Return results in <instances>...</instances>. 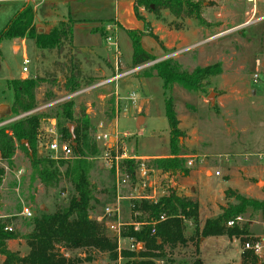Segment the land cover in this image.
<instances>
[{
  "label": "rangeland",
  "instance_id": "obj_1",
  "mask_svg": "<svg viewBox=\"0 0 264 264\" xmlns=\"http://www.w3.org/2000/svg\"><path fill=\"white\" fill-rule=\"evenodd\" d=\"M134 1L41 2L36 10L34 26L38 33H48L57 26L58 21L71 19L75 44L71 54L75 60L83 58L97 61L95 54H102L103 59L108 58L111 64L114 47L103 41L104 36L100 30L107 26H116L112 43L121 55L118 57V74L134 69L130 65L132 47L127 31L142 33L141 45L145 51L155 56V61L141 65L144 66L141 70L108 83L105 87L96 86L99 83L96 81L100 78H81L82 84L77 92H84L69 99V102L73 103V117L79 118V110L84 108L95 130L87 136L90 144L97 150V155L88 159L92 162L89 219L102 225L108 236L113 234V231L108 229L110 225H114L120 232L129 226H133L135 230L140 227L136 220L140 215L133 212L131 201L136 195L137 187L131 182L121 188L120 196L124 199L117 201V178L112 173L113 170L105 164L103 144L95 141L97 135L111 136L114 129V144L124 150L128 160H143L149 163L151 180L155 184V193L150 195L155 201L172 191L178 196L198 202L197 224L187 221L184 231L185 236L194 235L207 219L221 214L220 208L236 204L233 198H225L226 190H234L246 199L264 201V77L257 83L252 82V75L256 72L263 73L264 70V21L243 26L248 16L247 5L241 0L203 4L199 20L176 19L167 10H161L155 15L140 7L139 20L133 11ZM19 9V1L0 0V32ZM262 14L260 12L256 18ZM115 18L118 26L112 23ZM95 28L97 35L91 32ZM150 33L155 35L159 42H155ZM90 44L97 45V48H88ZM25 60H28V64L24 66ZM165 60H171L180 71L187 73L207 67L220 70L218 75L203 81L198 91L188 92L173 84L168 93L179 120L178 128L182 133L174 143L177 149L175 157L181 160L182 170L187 171L186 175L184 171H158L151 165L154 159L171 156L163 82L156 76L152 67L155 63ZM54 62L64 63L55 50H37L33 40L0 41L2 79L6 76L17 79L21 75L25 78L47 77L54 74ZM23 67L27 68L26 73H22ZM54 75L58 82H61L63 75ZM93 86L95 87L91 89ZM46 91L53 94L52 100H44ZM107 92L113 96L101 99ZM131 93H134L135 101L130 99ZM210 93L215 94L214 106H210L207 101ZM68 95L61 87L51 88L48 84L41 86L38 91V107L35 113L49 116L41 120L36 142L37 155L41 158L46 156L43 144L50 139V135H45V130L54 127L57 131V122L61 119L55 115L63 102L43 109L41 107ZM8 99L6 94L4 101ZM142 100H148L147 112L139 108ZM12 118L8 110L4 121L1 122ZM70 125L74 127L76 123ZM11 163L8 165L1 161L0 157V168L4 170L3 176L0 177V219L7 222L17 234L16 239L7 242V248L24 257L29 252L25 239L33 229L34 218L42 213L53 214L74 195V191L61 176L50 185L41 183L33 174L29 159L21 149L16 150ZM20 170H23L22 174H19ZM58 170L63 172L64 169L59 167ZM215 173L219 175L216 176ZM40 207H43V210H40ZM107 207L119 209L116 217L105 216L104 210ZM24 209L32 212L31 219H24L20 215ZM228 223H231V226H228ZM263 225L264 213L251 209L229 220L225 223L226 228L246 227L247 237L241 239L245 242L241 243L235 238L230 240L226 236L207 237L199 248L202 264H240L244 245L255 241L260 243L261 252L254 256L257 258V264H261L264 262ZM127 241L130 245L134 243L132 240H119V251L128 250ZM141 248L139 244L138 249ZM59 251L65 258L90 257L91 261H86L85 264L108 263L105 254L94 250ZM193 254L194 249L191 246L177 248L172 253V260L174 264H192ZM3 260L0 256V264H3ZM125 262L123 259L120 264ZM156 264L166 263L158 260Z\"/></svg>",
  "mask_w": 264,
  "mask_h": 264
},
{
  "label": "trees",
  "instance_id": "obj_2",
  "mask_svg": "<svg viewBox=\"0 0 264 264\" xmlns=\"http://www.w3.org/2000/svg\"><path fill=\"white\" fill-rule=\"evenodd\" d=\"M203 5L200 2L190 0H135L133 11L140 20L138 9L144 7L149 12L158 15L161 10H167L176 19H200V9ZM35 9L32 4H23L15 15L9 20L0 32L1 40H33L39 51L55 50L61 56L64 63L54 62L53 73H61V82L54 74L47 77H35L10 80L7 88L12 93V102L8 107L13 118L22 116L38 107L37 95L41 86L48 84L51 88L61 87L65 93L77 92L81 86V76L76 64L73 63L71 51L72 28L71 19L58 22L48 33H38L34 26ZM95 32L97 29L94 30ZM105 36L104 29L100 30ZM131 41L132 54L130 65L132 68L153 62L155 56L145 51L141 45V32L127 31ZM150 37L159 42L152 33ZM153 69L156 76L163 82V95L165 97V115L169 125V157L154 159L151 165L158 171L166 173L183 172L182 162L176 159L177 153L174 143L178 141L177 136L182 133L178 128L179 120L176 117L174 104L168 96L173 84H177L188 92L201 89L203 81L208 77L218 75L220 70L213 67L195 69L192 73L180 71L171 60L155 63ZM86 83V85H88ZM45 101L52 100L53 94L46 91ZM66 103V104H65ZM7 110V111H8ZM73 103L66 101L59 106L55 115L60 121L57 122V133L60 141L67 143L72 148L73 158L69 160H52L47 155L39 157L36 142L39 135L40 123L43 114H30L11 123L0 127V157L1 161L11 165L12 158L17 149H21L27 155L33 174L45 185H50L63 177L73 188L74 195L68 198L63 207L58 208L53 214L42 213L32 221L33 229L27 236L26 244L29 252L26 256L20 257L17 252L7 248V242L17 238L15 232L5 231L9 224L0 219V256L4 258L3 264H85L91 261L90 257L84 259L65 258L59 251L63 250H94L107 256V264H119L124 259V264H156L162 260L166 264H174L172 253L177 248L191 246L194 249V260L192 264H202L199 258V245L207 237L226 236L230 240L247 237L246 227L238 226L225 227L231 219L245 214L247 209L264 213V201L246 199L234 190H226L225 198H233L236 204L227 208H220L221 214L213 219H207L202 228L194 235L185 236L186 222L196 223L198 221V202L191 198L178 196L174 192H168L165 196L156 201L146 199H132V210L137 213L138 230L129 226L120 232L119 239L134 241L135 250H118V237L108 236L102 225L93 219H89V210L92 201V184L90 172L92 162L90 157L97 155L94 145H91L87 136L94 132L85 109L79 110V118L72 114ZM4 121V120H3ZM76 123L73 127L74 146L71 141V134L68 125ZM27 143L28 147L24 144ZM31 153V154H30ZM138 162L133 160H122L119 168L124 174L134 181V174L138 168ZM147 168L150 167L146 163ZM62 167L63 172L58 168ZM113 170V169H111ZM114 173V170L112 171ZM4 170L0 168V177ZM114 175V174H113ZM152 231L154 232L152 234ZM139 244L142 246L138 249ZM245 251V252H244ZM248 251V252H246ZM257 258L249 250H243L240 256V264H257ZM261 264H264L262 262Z\"/></svg>",
  "mask_w": 264,
  "mask_h": 264
},
{
  "label": "built area",
  "instance_id": "obj_3",
  "mask_svg": "<svg viewBox=\"0 0 264 264\" xmlns=\"http://www.w3.org/2000/svg\"><path fill=\"white\" fill-rule=\"evenodd\" d=\"M194 1L200 2L202 4H210L213 2L224 1V0H194ZM241 1H243L247 5L246 15L248 16V19L243 23V26L251 24V23H257L260 21H264V0H241ZM260 12H262L263 14L259 18H256V15L259 14ZM104 31L106 34L104 36V41L106 42L108 46L114 47V54L116 55L117 61H118L119 59L118 58L119 57L118 48L115 47L112 43V40H114L115 38L116 26L114 25L107 26L104 29ZM27 64H28V60H25L23 62V65L25 66ZM143 67L144 66H138L123 74H118V71H116L112 79L99 82L98 84H96V86H104V85H107L108 83L117 81L120 78L126 77L132 73H135L141 70ZM26 71H27V68L23 67L22 72H26ZM261 77H264V70H263V73H259V72L254 73L252 75V82L257 83ZM94 87L95 86L91 87V89ZM83 92L84 91H78V92L69 94L67 97L59 101H56L54 103L41 107V109L49 107L58 102L62 103L64 102L63 100H69L71 98H74L75 96H78V94L83 93ZM130 99L132 101H135L134 93H131ZM35 112H37V110L36 111L33 110L29 113L23 114L22 116L12 118L11 120H6L5 122L0 121V127L7 125L16 119L33 114ZM46 133L50 135V139L48 142L44 143L43 151L50 159L58 161V160H69L73 158L72 148L67 143L60 141V136L57 133V131L54 129V127L47 129ZM109 139H110V136L108 134H103V135H97L95 138V141L103 144L104 150H105L103 154L105 164L110 170L111 169L114 170L115 177L117 178V192H118L117 201L119 198H122L120 196V191H121L120 189L124 188L127 184L129 185L131 182H134L135 186L137 187L136 195L135 197H133V199H146V200L155 201L154 197L150 195V193H152V195H154L155 193V190H154L155 184L151 180V175H150L151 170L147 168L146 163L143 162V160H140V162H138L139 163L138 168L134 174V181H133L131 178H129L128 175L124 174L123 171L119 168V162L127 159L126 153L124 152V150L118 148L116 144L114 143L110 144ZM22 173H23V170H20L19 174H22ZM215 175L218 176L219 174L215 173ZM104 211H105L106 217H116V215L119 212V209H117L116 207H113V208L107 207L105 208ZM20 215L24 219H27V220L33 217L32 212H30L29 210H25V209L21 212ZM228 226H231V223H228ZM108 229L113 231L112 233L118 237V241H119L120 231L116 229L114 225H110ZM5 231L13 232V229L10 226H6ZM153 233L154 232L152 231V234ZM128 249L135 250V244H131ZM243 250H249L253 252L255 255H258L261 252V246L258 241H255L252 243L248 242L244 245ZM118 263L119 264L121 263V258H118Z\"/></svg>",
  "mask_w": 264,
  "mask_h": 264
},
{
  "label": "crops",
  "instance_id": "obj_4",
  "mask_svg": "<svg viewBox=\"0 0 264 264\" xmlns=\"http://www.w3.org/2000/svg\"><path fill=\"white\" fill-rule=\"evenodd\" d=\"M14 1H19L20 2V9L21 7L23 6V4H28L29 2L32 3V5L34 6V9H35V14H36V10L39 6V4L41 2H50V1H54V0H14ZM66 20V18H64V21ZM60 22V21H58ZM34 23H35V19H34ZM112 23L116 24L117 26L119 25L118 21L116 20V18L112 21ZM41 24V23H40ZM73 29V28H72ZM97 29V28H95ZM95 29H92V33L97 35V33L94 31ZM99 29V28H98ZM101 29H104V28H101ZM92 35V34H91ZM24 40V39H23ZM104 41V40H103ZM105 42V41H104ZM106 43V42H105ZM72 45L73 47L75 46L74 44V40H73V34H72ZM87 47V46H86ZM88 48H91V49H96L97 48V45H92L90 44L88 46ZM150 53V52H148ZM96 58H97V61H94V60H84L83 58L82 59H77L75 60V57L72 55V59H73V63L77 65L78 67V70L80 72V76L81 78H100L98 79L96 82H103V81H106V80H110L112 79L113 76H109V74H112L114 75L116 71H118L119 69V64H120V60L118 59L117 61V57L116 55L114 54L112 56V64L111 62L108 60V58H105L103 59V55L101 54L100 55H96ZM119 57L121 55H118ZM106 57V56H105ZM131 60V59H130ZM54 64V63H53ZM54 68V67H53ZM28 71V70H27ZM26 71V72H27ZM26 72H22V73H26ZM109 72H112V73H109ZM11 78V79H10ZM25 76L24 75H21L19 76L17 79H24ZM35 78V77H34ZM5 80V82H3L2 80ZM4 79L0 78V106L1 105H5V106H10L11 105V102H12V93L11 91L7 88V82L10 81V80H16V79H13V77H5ZM3 82V83H1ZM105 87V86H104ZM6 94H8V100L5 102V96ZM116 95V94H114ZM106 96H113L112 94L110 93H106V94H103L101 96V99H104ZM98 99H100V97H98ZM143 101V100H142ZM147 101V104L148 105V100H144V102ZM148 110V109H147ZM88 111V110H87ZM90 111V109H89ZM47 130V129H46ZM46 130H45V135L47 134L46 133ZM43 137V135H42ZM44 145V144H43ZM135 158V157H133ZM137 159H141V158H137ZM124 198H119L118 199V202L120 200H122ZM204 224V223H203ZM189 236V235H188ZM206 239V238H205ZM203 239V240H205ZM202 240V241H203ZM201 241V243H202ZM128 242V241H127ZM200 243V245H201ZM200 245H199V248H200ZM130 244L128 242V246L129 247ZM126 248V247H125Z\"/></svg>",
  "mask_w": 264,
  "mask_h": 264
},
{
  "label": "water",
  "instance_id": "obj_5",
  "mask_svg": "<svg viewBox=\"0 0 264 264\" xmlns=\"http://www.w3.org/2000/svg\"><path fill=\"white\" fill-rule=\"evenodd\" d=\"M207 101L210 103V106H214V104H215V94H213V93H210L209 95H208V97H207ZM147 101H145L144 102V100L143 101H141L140 102V104H139V108L144 112H147ZM7 110H8V107L7 106H5V105H1L0 106V121H2L3 120V118H4V115H5V113L7 112ZM69 132H70V134H71V141H72V145L74 146V143H73V141H74V136H73V126L72 125H69ZM109 143L110 144H113L114 143V129H112V132H111V136H110V139H109ZM24 144L28 147V145H27V143L26 142H24ZM31 154V153H30ZM40 210H43V207H40Z\"/></svg>",
  "mask_w": 264,
  "mask_h": 264
}]
</instances>
